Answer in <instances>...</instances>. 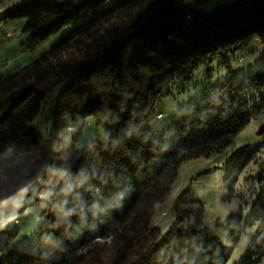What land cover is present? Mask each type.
Returning a JSON list of instances; mask_svg holds the SVG:
<instances>
[{"label": "trees", "instance_id": "16d2710c", "mask_svg": "<svg viewBox=\"0 0 264 264\" xmlns=\"http://www.w3.org/2000/svg\"><path fill=\"white\" fill-rule=\"evenodd\" d=\"M17 0L5 19L36 45L70 30L50 49L0 76V264H225L244 224L264 219V170L240 174L246 146L226 159L222 200L239 207L207 229L203 205L188 190L173 199V219L151 223L178 168L229 144L264 112V66L246 85L227 76L204 88L167 123L156 106L175 81L264 38V0ZM49 108L50 129L31 123ZM95 130L83 145L82 129ZM90 125V124H88ZM37 219L20 237L19 218ZM256 261L246 254L239 263Z\"/></svg>", "mask_w": 264, "mask_h": 264}, {"label": "rangeland", "instance_id": "374dc122", "mask_svg": "<svg viewBox=\"0 0 264 264\" xmlns=\"http://www.w3.org/2000/svg\"><path fill=\"white\" fill-rule=\"evenodd\" d=\"M15 1L17 0H0V76L13 72L46 52L70 30V27H66L33 45L31 33L21 30L24 19L4 18L10 4ZM48 1L59 4L64 0ZM219 1L222 0H211L202 7H212ZM259 66H264V38H256L235 50L229 55L226 66L220 64L219 59L198 66L192 71L187 81H175L169 87L168 96L162 98L156 106L159 117L152 118L149 124L160 127L167 123L189 102L201 97L204 88L224 79L228 69L233 72L238 82L246 85L244 96L251 98L256 105H259V95L247 83L248 74ZM48 118L49 108L46 102L31 124L44 135L50 129ZM91 123L87 121L84 125L78 145H83L95 130ZM242 146H246L248 150H254V155L239 176L236 184L238 189L243 185V179L247 173L264 170V112L257 117H252L248 124L220 151L184 161L178 168L177 177L168 198L164 203L155 205L151 223L159 225L162 229L170 223L173 219L171 208L173 199L183 190H188L189 197L197 199L203 205V223L207 229L222 223L230 211L239 207L235 200L224 201L222 196L224 194L223 179L228 169L226 159L232 151ZM250 213L251 203L247 202L242 205V223L244 224L242 234L225 264L239 263L246 254L256 259L252 264H264V219L258 218L248 223ZM19 223V236L28 238L36 227L37 219L23 215L19 218Z\"/></svg>", "mask_w": 264, "mask_h": 264}]
</instances>
